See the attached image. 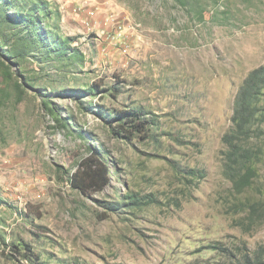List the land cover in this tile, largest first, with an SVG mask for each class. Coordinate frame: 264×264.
<instances>
[{
	"label": "rangeland",
	"instance_id": "rangeland-1",
	"mask_svg": "<svg viewBox=\"0 0 264 264\" xmlns=\"http://www.w3.org/2000/svg\"><path fill=\"white\" fill-rule=\"evenodd\" d=\"M14 1L0 13L15 14ZM181 1L20 0L21 14L39 7L42 44L0 64V264L264 259V95L242 193L222 155L236 95L264 65V0ZM53 37L82 62L59 63L44 48ZM133 109L150 132L116 134L110 118ZM99 157L109 185L72 186ZM127 193L143 208L110 211Z\"/></svg>",
	"mask_w": 264,
	"mask_h": 264
},
{
	"label": "trees",
	"instance_id": "trees-1",
	"mask_svg": "<svg viewBox=\"0 0 264 264\" xmlns=\"http://www.w3.org/2000/svg\"><path fill=\"white\" fill-rule=\"evenodd\" d=\"M179 1L182 2L181 0ZM14 6L17 8L15 14H10L6 11L0 13V35L4 37V40L0 37V48L6 46L10 47L9 56L0 52V64L4 66L5 63L2 62V58H8V60L24 59V54L26 52H31L37 45L35 41H38L40 46L42 44L40 39L41 35L38 33L39 30L36 27L37 19H39L40 15H37L38 11H40L39 7H30L21 14L19 8L23 7L20 4V0H15ZM21 24L25 25L27 28L24 30V34L17 32L18 26ZM5 25H8L10 36L7 33L3 35V28ZM71 41V39H61L58 37L49 38L50 46H45L44 48H46L50 54L54 53L59 63H71L74 65L75 62H82V56L78 54L79 49L77 47L71 46ZM19 47H23L24 52L20 53ZM89 93H93V90L82 92V94ZM263 95L264 65L253 70L240 87L234 102V111L231 119L232 127L223 137V174L224 177L232 183L233 189L238 194L250 187L256 174L253 162L257 159V156L254 155L252 149V134L258 118L259 121H261L259 113L261 110V97ZM145 115L146 114H143L140 109L121 111L115 113L108 122L118 124L121 129L120 132L116 133L118 135L122 132L124 134L128 133L131 136L137 133L148 134L150 132L149 125L151 123L145 118ZM56 121L60 122L58 119ZM107 154L109 153H105V155ZM111 168V165L99 157L95 165H89L83 170L84 174L88 177L87 182L83 180L78 181L73 178L71 180V185L75 186V188L80 191L101 192L110 183L111 179L109 172ZM123 199H125V201L121 200L120 203H114L109 210L117 212L121 207H132L133 209L141 210L145 205L142 198L130 193H127ZM251 208L254 209L255 207L252 206ZM261 253L262 252L259 251L255 259L244 256L242 263L264 264Z\"/></svg>",
	"mask_w": 264,
	"mask_h": 264
}]
</instances>
